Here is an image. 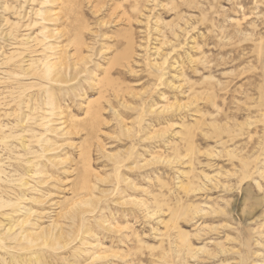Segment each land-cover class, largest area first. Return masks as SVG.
Instances as JSON below:
<instances>
[{
    "label": "rangeland",
    "instance_id": "obj_1",
    "mask_svg": "<svg viewBox=\"0 0 264 264\" xmlns=\"http://www.w3.org/2000/svg\"><path fill=\"white\" fill-rule=\"evenodd\" d=\"M0 177V264H264V0H0Z\"/></svg>",
    "mask_w": 264,
    "mask_h": 264
},
{
    "label": "bare ground",
    "instance_id": "obj_2",
    "mask_svg": "<svg viewBox=\"0 0 264 264\" xmlns=\"http://www.w3.org/2000/svg\"><path fill=\"white\" fill-rule=\"evenodd\" d=\"M130 50V49H129ZM125 53V54H124ZM123 53V57H125V55H126V57L129 55V51H128V49L126 50V52H124ZM122 57V58H123ZM126 57L125 58H123V60H124V62H127L126 60ZM129 57V56H128ZM122 58H121V60H122ZM129 59V58H128ZM44 69V76L46 77V76H49L50 75V72H51V67H49V65H46V67L45 68H43ZM157 75V74H156ZM1 178V177H0ZM6 204V203H5ZM85 204H87V203H85ZM90 204V203H89ZM1 206V205H0ZM8 206H10V205H8ZM4 207V206H3ZM8 232V231H7ZM10 236V235H9ZM1 240V239H0Z\"/></svg>",
    "mask_w": 264,
    "mask_h": 264
}]
</instances>
